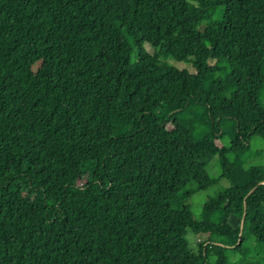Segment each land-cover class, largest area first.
Segmentation results:
<instances>
[{"label": "trees", "instance_id": "16d2710c", "mask_svg": "<svg viewBox=\"0 0 264 264\" xmlns=\"http://www.w3.org/2000/svg\"><path fill=\"white\" fill-rule=\"evenodd\" d=\"M251 137L264 0H0V264H264Z\"/></svg>", "mask_w": 264, "mask_h": 264}, {"label": "rangeland", "instance_id": "374dc122", "mask_svg": "<svg viewBox=\"0 0 264 264\" xmlns=\"http://www.w3.org/2000/svg\"><path fill=\"white\" fill-rule=\"evenodd\" d=\"M222 14V8H217L216 16L217 18L220 17ZM203 24L200 26L202 28ZM145 50L152 54L153 49L148 45L144 44ZM169 61L177 66L178 68H186L188 71L192 72L193 69L190 65L183 63V62H177L175 60L169 59ZM250 148L256 149L259 151L258 155L251 158L247 164H263L264 163V139L258 138V137H251L249 140ZM215 157L210 161L208 164V169L211 173H216V164H215ZM77 172V162L74 161V164L71 166V174L72 176H76ZM78 183L81 182V180L78 178L76 179ZM228 185V182L225 179H219L215 185L209 186L207 189L203 191L194 190L195 184H190L188 186V189L193 190L191 196L188 198V204L190 206V209L194 215L195 218L199 217L200 209L202 202L207 194L212 193L214 190H216L218 187H226ZM187 245L189 249L192 251H197L198 244L201 242H204L205 236L203 234H193L188 232L186 235ZM206 244V243H205ZM237 257L236 253L229 252V258L231 260H234Z\"/></svg>", "mask_w": 264, "mask_h": 264}, {"label": "water", "instance_id": "95a60500", "mask_svg": "<svg viewBox=\"0 0 264 264\" xmlns=\"http://www.w3.org/2000/svg\"><path fill=\"white\" fill-rule=\"evenodd\" d=\"M241 225H242V221H240V227H241Z\"/></svg>", "mask_w": 264, "mask_h": 264}]
</instances>
